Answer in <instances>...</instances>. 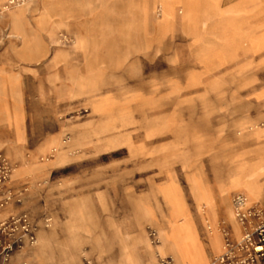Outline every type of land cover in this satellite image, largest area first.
<instances>
[{"label":"rangeland","instance_id":"1","mask_svg":"<svg viewBox=\"0 0 264 264\" xmlns=\"http://www.w3.org/2000/svg\"><path fill=\"white\" fill-rule=\"evenodd\" d=\"M140 1L28 0L0 13V63L24 56L23 29L38 28L47 42L42 57L69 69L72 88L70 109L59 113L50 140L21 148L0 143L13 167L10 199L0 206L6 240L14 248L11 216L27 212L38 224L36 243L15 249L9 264L24 262L12 256L31 248L37 264H158L156 252L178 264L165 235L161 189L169 184L191 214H202L198 186L212 199L225 188L215 201L226 204L234 233L225 221L221 227L233 238L239 232L231 199L247 197L245 181L259 187L248 204L264 210V95L257 94L264 88V49L261 57H191V30L179 26L183 5H175L171 26L160 34L157 3L144 14ZM95 6L102 9L99 40L81 34L90 32L85 27L94 14L87 12ZM202 10L197 21L220 17L214 8ZM212 28L197 31L210 33V53L222 32ZM44 128L23 131L37 137ZM79 184L84 188L75 189ZM150 228L158 231V245L150 243ZM202 234H209L206 222Z\"/></svg>","mask_w":264,"mask_h":264},{"label":"crops","instance_id":"2","mask_svg":"<svg viewBox=\"0 0 264 264\" xmlns=\"http://www.w3.org/2000/svg\"><path fill=\"white\" fill-rule=\"evenodd\" d=\"M106 1L108 0H91L90 3L100 2L103 4ZM153 1H140V8L144 14L150 9ZM192 1L195 3L194 8L197 14L204 13L202 8L209 10L211 7L217 11L220 17L216 22L196 20L191 23H184L182 20L183 22L179 24L180 29L183 28L182 23H184L186 28L191 30V57H194L195 54L197 57H261L264 49V0H224L222 7L219 0ZM178 3L183 5V2ZM218 6L222 10H217ZM51 8L47 7L46 9L49 11ZM93 8L96 9H90L87 13L94 14V16L88 20L85 27L90 32L81 34L99 40L98 33H102V28H99V23L102 21V9H97V6ZM143 18L145 17L143 16ZM145 21L143 22L144 26L149 24L147 17ZM162 26L164 25L159 23L157 25L160 34L167 29L165 26L162 28ZM211 28L221 29L222 35L226 37L225 43L218 44L219 49L215 50L214 53H210L208 48L210 33L197 32ZM23 31L24 56L14 57V59L6 57L4 64L0 63V143L4 144V147L7 144H13L16 148H21L25 142L35 139L43 142L50 140L56 124H61L57 118L59 113L70 109L71 104L72 88L69 69L64 66L56 69L54 57H42L46 52L47 42H44L46 38L43 39L44 34L40 33L38 28H26ZM215 36H219V33ZM111 40L114 42L117 37H112ZM247 50L251 51L250 55H247ZM176 56H179L177 50ZM180 57L183 55L181 54ZM44 58H46L44 64L39 66L35 63ZM12 65H16L14 72L11 71ZM17 67L19 70H16ZM83 77L87 79L88 76ZM257 94L263 96L264 88L261 87L257 90ZM30 125L45 128L42 129L41 133L37 132V137H33L30 130L23 131L24 126ZM83 188L79 184L75 189L81 190ZM221 188H219L217 196H219L220 191L226 190ZM80 196V193L77 194L75 200H79ZM216 197L212 199V207L207 208V213H188L184 219L177 220L179 223H186L184 226H188L189 234L202 251L203 264H207V260L209 261L213 255L221 250V224L225 221L232 230L234 229L228 217L226 204L219 205L217 200L215 201ZM205 222L211 223L213 229L212 233L206 237L202 234ZM35 254L36 250L31 248L15 253L12 259L16 262L25 260L19 264H37ZM178 264L183 263L178 261Z\"/></svg>","mask_w":264,"mask_h":264},{"label":"built area","instance_id":"3","mask_svg":"<svg viewBox=\"0 0 264 264\" xmlns=\"http://www.w3.org/2000/svg\"><path fill=\"white\" fill-rule=\"evenodd\" d=\"M28 0H6L0 3V13L16 7ZM66 139H63L65 141ZM55 151V149H53ZM12 164L7 156L0 151V206H4L11 195V188L8 186L12 172ZM23 190H18L16 201L21 203ZM233 219L239 227V237L233 238L231 232L220 227L222 235V247L219 253L213 255L207 264H264V210L260 205L248 204L242 193H236L231 199ZM13 226L17 229L14 238L15 246L6 240L5 219L0 223V264H9L8 257L15 249H22L24 244L34 245L37 241L36 233L38 224L27 212H19L10 217ZM50 217L43 219L44 226L49 225ZM3 234V235H2ZM151 244L158 245L160 238L158 231L150 228L147 231ZM158 264H173L172 257L161 256L156 252ZM83 264H91L85 260Z\"/></svg>","mask_w":264,"mask_h":264},{"label":"bare ground","instance_id":"4","mask_svg":"<svg viewBox=\"0 0 264 264\" xmlns=\"http://www.w3.org/2000/svg\"><path fill=\"white\" fill-rule=\"evenodd\" d=\"M74 1L90 2L91 0ZM155 2L157 3V6L155 7V13L159 16L158 23L163 24L166 28L171 26V22L174 19V7L178 2H183L185 8L184 14L182 16V20L184 21V23H191L193 21H196L197 19V13L194 8L195 3H193L194 1L192 0H154L153 3ZM180 12H182V10ZM164 26H162V28ZM219 37L221 38V41L216 40V43L224 44L226 41V37L222 35V33H219ZM62 38L66 39V36H63ZM104 103L99 104L100 106L98 105L101 110L106 109V103ZM244 186V193L247 194V197L245 196L247 202L249 198L252 199L259 194V187L256 183L253 184L248 180L244 182ZM197 191L198 200L201 204L200 210L202 213H207V208L212 207V198L202 187L200 188V186H198ZM161 193L168 206V229L165 234L166 240L176 251L179 261H181L183 264H203L204 259L202 251L197 247V245L195 244V240H193V237L189 234L188 226H184L186 225V223L177 222V220L184 219L188 214V210L181 199L178 188L173 184H169L161 189ZM206 224L208 227L209 234L212 233L213 229L211 223L206 222ZM235 227L236 230L239 232V227L236 222Z\"/></svg>","mask_w":264,"mask_h":264}]
</instances>
